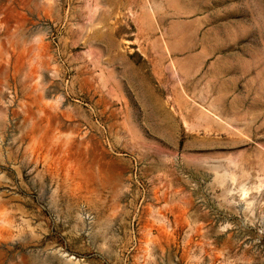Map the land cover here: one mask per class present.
<instances>
[{"label": "rangeland", "instance_id": "374dc122", "mask_svg": "<svg viewBox=\"0 0 264 264\" xmlns=\"http://www.w3.org/2000/svg\"><path fill=\"white\" fill-rule=\"evenodd\" d=\"M0 264H264V0H0Z\"/></svg>", "mask_w": 264, "mask_h": 264}, {"label": "bare ground", "instance_id": "6f19581e", "mask_svg": "<svg viewBox=\"0 0 264 264\" xmlns=\"http://www.w3.org/2000/svg\"><path fill=\"white\" fill-rule=\"evenodd\" d=\"M220 119V118H219Z\"/></svg>", "mask_w": 264, "mask_h": 264}]
</instances>
